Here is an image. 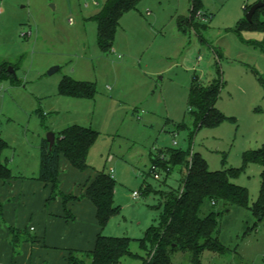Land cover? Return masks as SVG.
<instances>
[{
  "label": "rangeland",
  "instance_id": "374dc122",
  "mask_svg": "<svg viewBox=\"0 0 264 264\" xmlns=\"http://www.w3.org/2000/svg\"><path fill=\"white\" fill-rule=\"evenodd\" d=\"M93 1L97 7L89 0H0V61L14 72L0 80V136L8 145L2 161L11 171L0 180V230L7 231L10 255L20 254L24 244L45 249L46 254L27 250L33 264H65L68 249L91 251L99 231L133 239L131 253L146 258L137 240L160 225L164 197L181 191L185 176L183 166L169 173L157 166L154 178L153 159H167L169 149L199 154L210 171L240 170L231 182L248 191L249 206L258 197L261 167L244 166L243 154L264 145V36L236 28L245 18L244 6L259 0H200L193 19L190 0H142L121 16L114 50L106 54L89 18L106 0ZM64 76L94 83V99L59 96ZM194 76L203 87L219 85L215 108L225 119L216 126L196 128L189 114ZM72 125L99 137L83 171L60 156L59 194L71 197L63 203L36 179L39 149L47 133ZM110 170L120 211L100 229L83 197L84 184ZM16 186L26 193L24 201L9 195ZM205 209L220 212L215 237L222 251L194 256L175 250L170 264H264V221L248 208L220 203Z\"/></svg>",
  "mask_w": 264,
  "mask_h": 264
},
{
  "label": "trees",
  "instance_id": "16d2710c",
  "mask_svg": "<svg viewBox=\"0 0 264 264\" xmlns=\"http://www.w3.org/2000/svg\"><path fill=\"white\" fill-rule=\"evenodd\" d=\"M141 1L106 0L101 10L91 18L96 24V43L102 53L106 54L112 50L121 16L128 11L136 10ZM260 1L262 7L255 12L250 22L242 19L237 25V32L244 28L262 33L264 36V0ZM200 2L190 0V19H193L199 10ZM249 9L250 7L245 6L244 13L246 14ZM8 67L7 62L0 61V80L12 76L8 73ZM57 94L66 98L93 100L96 86L94 83L64 76L58 83ZM218 94L219 85L211 83L208 87H203L197 76L193 77L189 89L188 109L196 128L216 126L225 119L215 108ZM98 137L99 133L91 128L72 125L55 134V143L51 149L46 140H42L36 179L51 186V199L60 195L65 203L71 198L59 194L60 156H63L74 169L83 171L88 168L87 155ZM7 148V143L0 137V180L11 177L10 169L2 161V154ZM167 154V159L161 158L163 156L153 159L155 170L159 166L169 173L172 168L183 166L185 176L181 191L164 197L160 225L148 228L144 236L137 240L139 246L147 253L146 258L131 253L130 245L133 239L105 237L100 232L91 251H69L66 264H85L87 260L90 264H121L125 257L140 258L141 264H170V255L175 250H187L194 256L206 250L220 252L222 246L215 237L220 212L207 211L206 204L212 208L220 203L226 208H248L258 222L264 221V145L258 150L243 154L244 166L256 162L261 167L258 197L251 206L248 191L231 182L240 170L210 171L206 161L199 154L188 151L169 149ZM155 170L151 169V172L154 173ZM114 190L115 181L109 172H98L86 184L83 197L94 206L100 229H103L120 211V207L114 203ZM12 241L18 243V236L14 235Z\"/></svg>",
  "mask_w": 264,
  "mask_h": 264
},
{
  "label": "crops",
  "instance_id": "0c3cea01",
  "mask_svg": "<svg viewBox=\"0 0 264 264\" xmlns=\"http://www.w3.org/2000/svg\"><path fill=\"white\" fill-rule=\"evenodd\" d=\"M88 1V0H87ZM90 1V0H89ZM260 1V0H259ZM91 3H92V5H94V6H98V4L95 2V1H90ZM257 3V2H256ZM89 5H90V3H88V2H85L84 3V6L87 8V7H89ZM245 7V6H244ZM244 9V8H243ZM98 12H96V13H94L93 15H91L89 18L91 19L94 15H96ZM147 15H150V13L149 12H147ZM113 50H114V44H113V47H112V50L110 51V52H113ZM73 79V78H72ZM78 81V80H77ZM57 92V91H56ZM64 98H66V97H64ZM61 132V131H60ZM1 137V136H0ZM2 138V137H1ZM45 140V139H44ZM39 167V166H38ZM93 179V178H92ZM91 179V180H92ZM91 180H88L87 181V183L89 182V181H91ZM87 183H85L84 184V189H85V187H86V184ZM16 189H17V186H16ZM16 189H15V192H14V190L13 189H9V195L11 196V195H17L18 196V200H20V201H24L25 199H26V197H25V195H26V193L24 192V190H23V188L22 187H19L18 189H17V191H16ZM3 197H7V195L6 196H1V198H3ZM14 199H15V197H14ZM17 204V203H16ZM91 204V203H90ZM92 205V204H91ZM17 206H18V204H17ZM93 206V205H92ZM93 208H94V206H93ZM23 212H27V213H33L32 212V210H26V211H23ZM94 212H95V208H94ZM95 216H96V213H95ZM13 225H16L17 227H19L21 224H19V222H15ZM6 228V226H4V230H6L5 229ZM98 233H100V231L98 232ZM97 233V234H98ZM97 234H96V236H97ZM7 236V231H5V232H2L1 233V230H0V264H33V260L35 259H33V255L29 252V253H27V250L28 249H30V251H33V250H35V251H38V252H40V253H42V254H46V251H44L45 249H43V248H39V246L37 245V243H36V245L37 246H34V249H32L33 247L31 246H29V245H26V244H24L23 246H22V252L20 253V254H14V255H10V252L11 251H9L10 250V246L9 245H7L6 243H5V241H4V238ZM96 236H95V238H96ZM95 238H94V242H95ZM2 239V240H1ZM46 242H47V239H46ZM94 242H93V244H94ZM29 244V243H28ZM26 246V247H25ZM94 247V246H93ZM69 251H76V250H72V249H68L67 251H66V256H65V264H66V259H67V257H68V252ZM35 262H37L36 260H35Z\"/></svg>",
  "mask_w": 264,
  "mask_h": 264
},
{
  "label": "water",
  "instance_id": "95a60500",
  "mask_svg": "<svg viewBox=\"0 0 264 264\" xmlns=\"http://www.w3.org/2000/svg\"><path fill=\"white\" fill-rule=\"evenodd\" d=\"M262 7V2L258 1L257 3H255L254 5H252L250 7V9L247 11V13L245 14V19L246 21L250 22L253 15L255 14V12L260 9ZM58 68H52L48 74H53ZM8 73L14 75V72L12 70L11 67H8ZM46 142L48 143L49 148L51 149L52 146L55 143V134L52 132L47 133L46 138H45Z\"/></svg>",
  "mask_w": 264,
  "mask_h": 264
},
{
  "label": "built area",
  "instance_id": "2783aa9c",
  "mask_svg": "<svg viewBox=\"0 0 264 264\" xmlns=\"http://www.w3.org/2000/svg\"><path fill=\"white\" fill-rule=\"evenodd\" d=\"M90 1H92V0H90ZM197 16H200L199 14H197ZM69 23H71V20H69ZM174 145H175V143H174ZM152 170H155V168L154 167H152ZM109 173H110V176L112 177V170H110L109 171ZM113 178V177H112ZM154 178L155 179H158V175L157 174H154ZM132 198L133 199H136V198H138V194L137 193H132Z\"/></svg>",
  "mask_w": 264,
  "mask_h": 264
}]
</instances>
